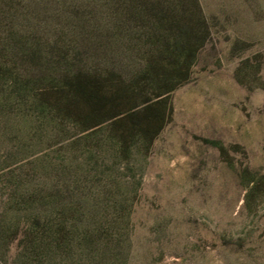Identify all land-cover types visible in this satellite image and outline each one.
<instances>
[{"label": "rangeland", "instance_id": "obj_1", "mask_svg": "<svg viewBox=\"0 0 264 264\" xmlns=\"http://www.w3.org/2000/svg\"><path fill=\"white\" fill-rule=\"evenodd\" d=\"M192 1L206 39L134 128L151 85L117 90L148 61L125 2L0 0V264H264L241 174L264 171V0Z\"/></svg>", "mask_w": 264, "mask_h": 264}, {"label": "trees", "instance_id": "obj_2", "mask_svg": "<svg viewBox=\"0 0 264 264\" xmlns=\"http://www.w3.org/2000/svg\"><path fill=\"white\" fill-rule=\"evenodd\" d=\"M127 6L123 11L132 24H142L143 40L146 42L148 61L144 70V77L140 78L139 72L132 73L131 78L126 82L122 80V86L117 88L123 93L131 92L133 96L142 90L141 82L151 85L150 97L144 99L142 107L135 108L137 103L128 108V112L123 116L136 128L163 118V112L156 110L162 102L165 93L173 90L180 82L184 81L188 75V68L198 47L205 41L207 32L203 28L201 17L195 2L189 0H119ZM189 3L193 5H189ZM124 19V18H123ZM167 60L169 72H157V68L162 69L163 63ZM154 73V74H153ZM148 74V75H147ZM140 78V79H139ZM74 93L84 103L89 106L91 113H97L105 105L101 99L105 97L97 87V81H85L77 78L73 84ZM116 92L111 98L115 100L119 96ZM156 111V112H155ZM158 111V112H157ZM154 112V113H153ZM120 112L114 111L106 117L114 118ZM156 113V114H155ZM140 114L143 116L139 117ZM147 114H150L147 115ZM243 174L245 194L244 207L251 211L255 202L264 200V171L250 174L247 168L241 172Z\"/></svg>", "mask_w": 264, "mask_h": 264}]
</instances>
